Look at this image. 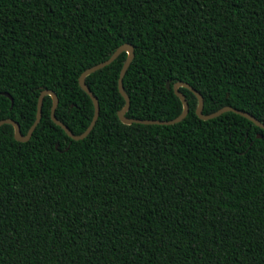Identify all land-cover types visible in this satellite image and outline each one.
<instances>
[{
	"label": "trees",
	"instance_id": "16d2710c",
	"mask_svg": "<svg viewBox=\"0 0 264 264\" xmlns=\"http://www.w3.org/2000/svg\"><path fill=\"white\" fill-rule=\"evenodd\" d=\"M122 43L126 117H175L181 81L264 123V0H0V119L50 89L81 133L78 75ZM125 57L85 76L83 138L49 95L26 141L0 125V264H264V129L185 87L180 121L120 122Z\"/></svg>",
	"mask_w": 264,
	"mask_h": 264
},
{
	"label": "water",
	"instance_id": "95a60500",
	"mask_svg": "<svg viewBox=\"0 0 264 264\" xmlns=\"http://www.w3.org/2000/svg\"><path fill=\"white\" fill-rule=\"evenodd\" d=\"M120 52H125L126 53V57L120 67L119 73H118V78H117V89L118 92L120 93V95L122 96L123 100H124V104L123 106L117 111V117L120 120V122L124 123V124H130V123H141V124H172L175 122L180 121L187 113L188 110V105L187 102L184 98V95L178 90V87H185L187 89H189L196 97L197 103H196V107H195V114L197 115L198 118L206 120L212 117H215L217 115H219L222 112L225 111H232L234 113H237L245 118H247L248 120L252 121L256 126L264 129V123L260 122L258 119H256L253 115H251L250 113L225 105L222 106L220 108H218L217 110L207 113V114H203L202 113V104H203V99L202 96L200 95V93L195 90L192 86H190L188 83L186 82H174L171 86L173 93L179 98L180 102H181V111L178 115H176L173 118L170 119H140V118H130V117H126L124 115L125 111L128 108L129 105V98L127 96V94L124 92L123 87H122V82L121 79L132 59L133 56V46L130 43H122L120 45H118L113 52L104 60L97 62L87 68H85L79 75L77 78L78 81V85L80 86V88L89 96V98L92 101L93 104V113H92V117L88 123V125L85 127V129L79 133V134H74L71 132V130L65 125L63 124L61 121L57 120L54 116V108L57 104V97L55 95V93L50 90V89H43L39 92L38 97H37V101H36V111H35V117L33 122L31 123L30 127L28 128V130L26 131L25 134H21L20 130H19V126L18 123L11 119V118H2L0 119V125L1 124H10L13 128V137L15 140L17 141H26L32 130L34 129L35 125L37 124V122L39 121L40 115H41V102H42V98L44 95H49L51 98V106H50V110H49V116L50 119L58 126H60L63 131L66 133V135L68 137H70L71 139L77 140V139H81L84 136L87 135V133L90 131V129L92 128L97 115H98V102L96 97L92 94V92L88 89V87L86 86L85 82H84V78L86 75H88L89 73L102 68L103 66L107 65L108 63H110ZM165 87L169 88V81L165 82ZM1 94L5 95L6 97H8V99L10 100V105L12 104V98L11 96L7 93V92H0ZM257 137H261V134H257Z\"/></svg>",
	"mask_w": 264,
	"mask_h": 264
}]
</instances>
